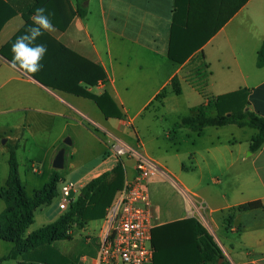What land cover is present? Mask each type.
<instances>
[{
    "label": "crops",
    "instance_id": "0c3cea01",
    "mask_svg": "<svg viewBox=\"0 0 264 264\" xmlns=\"http://www.w3.org/2000/svg\"><path fill=\"white\" fill-rule=\"evenodd\" d=\"M39 1L37 7L46 9L52 24L50 29H43V32L83 59L100 65L107 75V82L103 84L88 86L80 82V85L99 96L108 93L123 116L106 118L93 100L47 87L13 67L3 50H6V54H12L8 44L26 24L24 14H28L35 1L0 0V188L5 186L8 177L9 145L18 146V156L22 145L30 144L33 149L43 137L48 138V146L42 148L43 155L38 157L41 162L46 161L50 153H58L62 147L65 148L66 156L63 139L68 135L74 138L80 131L89 141L103 146L100 155L108 159L115 157L117 165L119 158L110 150L105 151L106 142L115 137L113 131L121 127L126 130V126H129L137 134L134 118L129 116L131 102L128 97H146L136 114L141 115L157 102L155 98L163 90L166 93L161 105L169 95L170 98L176 95L171 87L174 77L180 82L181 93L176 95L177 98L183 96V83L200 96V99L188 103L187 109L192 111L190 115H194L200 107H205L210 115H216L215 106H209L208 98L186 80L187 67L201 58V52L210 73L205 87L207 97L215 102L220 95L247 89L248 108L264 116V67L257 66V54L264 43V0H247L183 64L175 63L167 56L175 0H87L85 7L88 13L84 17L77 13V0ZM237 2L229 0L224 5L223 14H230ZM29 18L32 22V15ZM44 38L41 35L36 41L47 46V53L41 63L46 65L53 62V66H56L59 64V60H56L59 48ZM81 65L87 69L86 62L81 61ZM223 127H207L201 134L195 132L198 138L215 134L205 153H199V156L206 164L209 157L219 171L211 175L203 186L201 177L196 185H191L176 176L173 186L178 191V201L169 209H163L152 200L151 192H154L155 184L163 179V174H167V169L155 162L157 168L149 184L154 229L195 218L213 237L227 264H264V145L257 152L250 151L251 141L257 134L254 128L251 129L256 132L250 131L246 142L240 146L231 138L222 140L220 131L215 129ZM169 136H172L170 131ZM222 144H225V150L220 147ZM30 157L32 172L40 173L38 165L32 160L34 156ZM71 158L70 166L74 168L73 152ZM107 161L102 159L96 166L99 168L105 164L101 171L93 167L88 170L91 172L87 171L90 173L89 180L79 186V194L90 180L111 172L110 168H106ZM238 161L243 162L240 170ZM54 170L49 174V179ZM124 170L125 182L134 173L131 177L127 176L125 163ZM243 171L251 177H247L245 183L238 187L236 176ZM232 179L235 181L233 185ZM257 200L263 203V207L251 210L244 208L247 203ZM107 210L104 218L91 220L82 228L72 225L69 238L55 243L59 253L70 261L77 260L78 264H102L97 259V252L106 227ZM31 232L27 230V234ZM164 233L169 234L168 231ZM228 233L239 235L235 246ZM242 246L244 250L240 248ZM13 261L15 264L23 262L24 254L20 253Z\"/></svg>",
    "mask_w": 264,
    "mask_h": 264
},
{
    "label": "trees",
    "instance_id": "16d2710c",
    "mask_svg": "<svg viewBox=\"0 0 264 264\" xmlns=\"http://www.w3.org/2000/svg\"><path fill=\"white\" fill-rule=\"evenodd\" d=\"M34 1L35 4L28 14H24L26 24L9 42V47L16 37L23 34L32 24L29 16L33 15L34 9L40 2ZM85 2L87 0H77V13L81 17L88 13ZM228 2L229 0H175L168 58L178 64L185 63L247 0H238L236 7L230 10L231 13L224 15V5ZM42 35L44 39H48L59 48L56 56L59 64L53 66V62L46 65L41 63L39 72L27 74L47 87L93 100L106 118H122V112L108 93L105 92L99 96L80 85V82L88 86L107 82L104 69L96 63L83 59L43 30ZM3 51L2 53L11 61L12 54H6V50ZM199 56L200 63L195 66L193 74L186 75V80L202 96L208 98V105H214L217 114L210 115L205 107H200L194 115L182 117L177 126L198 134L212 126L236 125L240 128H254L257 134L251 141L250 151L257 152L264 145V116L248 108L247 89L220 95L216 97L215 102L207 97L205 87L210 73L203 61V53L201 52ZM81 61L87 63V69L81 65ZM257 66L264 67V43L257 54ZM171 87L176 95L181 93L177 77L171 80ZM165 93L166 90H163L155 100H162ZM17 148V145H9L8 177L5 186L0 188V195L5 202V209L0 213V240L13 245L12 251L0 258V264L16 259L20 253L24 254V261L18 264H78L77 260L70 261L63 257L55 247V243L69 238L72 225L82 228L91 220L105 217L107 208L112 205L115 195L124 185L123 160L119 159V163L111 172L93 178L82 187L77 199L70 203L68 210L59 218L27 234L29 226L34 222L35 211L45 204L52 203L58 195V187L63 178L58 170H54L47 184L29 195L20 177ZM261 207L263 203L260 200L251 201L244 206L247 210ZM166 231L169 234L164 233ZM152 246L154 248L153 264H209L220 260H222L220 264H227L213 237L195 218L156 227L152 232Z\"/></svg>",
    "mask_w": 264,
    "mask_h": 264
},
{
    "label": "rangeland",
    "instance_id": "374dc122",
    "mask_svg": "<svg viewBox=\"0 0 264 264\" xmlns=\"http://www.w3.org/2000/svg\"><path fill=\"white\" fill-rule=\"evenodd\" d=\"M200 63V59L192 62L186 69V73H194V68ZM161 77V76H160ZM184 90V91H183ZM183 96L178 97L171 95L172 98L166 99V102L161 105V100L154 102L145 112L141 115L138 113L141 104L146 97L144 96H129L131 102V110L129 116L134 118V127L137 130V134L133 132L131 127H121L119 130L113 131L115 137L108 140L106 143L105 151H108L112 145L121 143L129 147L134 148L137 152L142 153L149 159L160 164L163 168L167 169V174H163L162 180H158L155 184L154 192H151L152 200L154 203H158L163 209H169L172 204H176L178 201V191L174 189L176 176L180 179L189 182L191 185H196L201 177V186L204 185L206 180H209L211 175H216L219 171L214 162L208 157L207 164L202 162L199 153H205V149L210 145L212 137L215 134H205L202 138H198L196 133L187 128H178L177 122L183 117L191 114V110L187 109L188 103L200 99L199 94L192 90L188 84L183 83ZM161 97V96H160ZM218 129V130H216ZM215 131H220V135L223 139L236 140L237 145H241L246 142L247 136L250 135V131L256 132L251 128H240L236 125H229L223 128H216ZM169 131L172 132V136H169ZM47 136V135H46ZM75 137L66 136L63 139V143L67 140L71 141V144H66V156L65 164L62 169H59V173L64 180L72 181L78 185L74 188L75 195L79 192V186L84 182H87L90 170L92 167L96 171L102 170L104 165L99 168L96 166L100 164L101 160H108L106 162V168L111 170L114 168L115 157L108 159L104 155H100L104 150L103 146H100L97 142L89 141L86 139L84 133L80 132L74 135ZM103 137V136H102ZM73 141V142H72ZM140 141L142 146L139 145ZM225 144H222L223 150ZM48 138L43 137L39 141V145L33 147L30 144H24L18 151L19 160V173L21 180L29 193L42 189L49 181V174L53 170V160L57 154L50 153L47 156L46 161H40L38 157H42V148H47ZM74 155L75 167L71 168L72 158L71 153ZM37 164L40 173L32 172L31 160ZM242 156V155H241ZM38 160H37V159ZM36 160V161H35ZM125 163L126 173L128 177H131L134 173L135 161L134 158L123 157ZM208 164L210 166H208ZM207 165V166H206ZM239 170L243 167V162L238 161ZM88 171V172H87ZM43 172V173H42ZM170 172V173H169ZM243 171L236 176V186L241 187L245 183L247 177H251ZM235 181L232 179V185ZM60 200L58 195L50 205H44L37 209L34 214V222L29 226L30 231H34L43 225H47L55 220L50 216L51 212L58 215L57 204ZM5 209V202L0 201V213ZM228 237L232 241L233 245L239 241L238 234L228 233ZM57 247L60 245L57 243ZM244 250L245 247H240ZM13 249V245L9 242L0 240V258L8 255ZM14 260V259H13ZM13 260L4 261L2 264H15Z\"/></svg>",
    "mask_w": 264,
    "mask_h": 264
},
{
    "label": "built area",
    "instance_id": "2783aa9c",
    "mask_svg": "<svg viewBox=\"0 0 264 264\" xmlns=\"http://www.w3.org/2000/svg\"><path fill=\"white\" fill-rule=\"evenodd\" d=\"M109 150L122 160L125 156L134 158L135 166L133 177L124 182L115 202L107 210L97 259L102 264H153L154 222L149 184L157 165L134 148L121 143L112 145ZM75 187L71 181L59 184L58 215L51 212L52 218H59L77 199L79 193L74 194Z\"/></svg>",
    "mask_w": 264,
    "mask_h": 264
},
{
    "label": "clouds",
    "instance_id": "9594fccd",
    "mask_svg": "<svg viewBox=\"0 0 264 264\" xmlns=\"http://www.w3.org/2000/svg\"><path fill=\"white\" fill-rule=\"evenodd\" d=\"M52 27L49 15L44 7L34 9L32 24H30L23 34L16 37L11 44L12 60L11 64L15 68L26 73H37L40 71L41 61L47 53V46L37 43V38L42 35L43 29Z\"/></svg>",
    "mask_w": 264,
    "mask_h": 264
},
{
    "label": "water",
    "instance_id": "95a60500",
    "mask_svg": "<svg viewBox=\"0 0 264 264\" xmlns=\"http://www.w3.org/2000/svg\"><path fill=\"white\" fill-rule=\"evenodd\" d=\"M3 142H5V141H3ZM64 143L65 144H71V141L67 140ZM64 159H65V148L62 147L58 151V153H57V155L53 161V168L56 170L62 169L64 167Z\"/></svg>",
    "mask_w": 264,
    "mask_h": 264
}]
</instances>
